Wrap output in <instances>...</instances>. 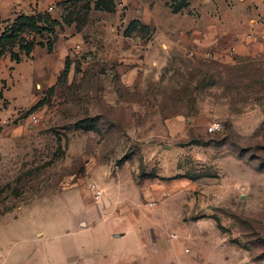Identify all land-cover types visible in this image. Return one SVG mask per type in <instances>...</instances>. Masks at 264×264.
Instances as JSON below:
<instances>
[{
  "label": "rangeland",
  "instance_id": "374dc122",
  "mask_svg": "<svg viewBox=\"0 0 264 264\" xmlns=\"http://www.w3.org/2000/svg\"><path fill=\"white\" fill-rule=\"evenodd\" d=\"M185 3L96 14L72 54L53 53L69 72L40 82L38 101L9 110L0 93V264H59L62 244L83 243L60 236L80 222L144 227L162 253L141 264H264V50L224 61L186 36L202 16L264 24V0ZM128 11L149 23L129 37Z\"/></svg>",
  "mask_w": 264,
  "mask_h": 264
},
{
  "label": "crops",
  "instance_id": "0c3cea01",
  "mask_svg": "<svg viewBox=\"0 0 264 264\" xmlns=\"http://www.w3.org/2000/svg\"><path fill=\"white\" fill-rule=\"evenodd\" d=\"M97 1L0 0V20H14L21 14L48 15L52 21L58 23L55 27L56 41L53 53L56 57H58V53L61 57H68L70 53L72 54L75 43L87 33L96 14L97 18H101L103 21L119 22L122 20V17H119V6L121 7L122 3L129 10L131 8L134 10L145 9L150 4H153L154 8L162 9L164 3V0H114L117 5L116 12L108 13L94 9ZM87 5L91 6V11L85 13ZM112 16L113 20L110 19ZM126 21H129V25L134 21L149 25L139 14L134 17L130 11L127 12ZM41 25L47 26V22L43 21ZM152 25L165 30L173 28L171 22L161 20L158 14L154 17ZM190 27V33L186 34L187 41L192 43V46L200 54H209L215 58L230 61L234 57L230 53L231 48H237L236 52L240 58H253L264 50V24H260L256 20L249 28L246 20L239 16L232 19L202 16L195 22H191ZM160 33L163 37L170 35L169 32L157 31V38L161 37H159ZM251 33L252 35H249ZM183 35L185 36V34ZM49 37L52 35L45 32L42 35L31 33L27 38L46 43ZM53 53L50 54L46 47L37 46L31 53L30 59L25 57L26 59L20 63L12 61L9 54L0 56V93L3 95L2 102L9 104V110H15L19 106L38 101L35 89L40 82H45L48 77L53 78L57 67L59 71H64V64L60 62L59 65L54 64ZM129 232L132 234V242L122 243V239L127 237ZM146 232L144 227L134 228L131 231L122 230V228L108 230L95 224L85 223L82 225L80 222L75 225L73 230L63 231L60 236L80 238L84 240L83 243L73 246H69L67 242L62 244L57 249V253L60 254L57 261L59 264H141L142 256L146 255L155 259L162 253L159 250L154 251L143 240ZM39 234L44 233L37 235ZM145 249L148 251L143 255ZM140 252L142 253L140 254Z\"/></svg>",
  "mask_w": 264,
  "mask_h": 264
},
{
  "label": "trees",
  "instance_id": "16d2710c",
  "mask_svg": "<svg viewBox=\"0 0 264 264\" xmlns=\"http://www.w3.org/2000/svg\"><path fill=\"white\" fill-rule=\"evenodd\" d=\"M116 3L114 0H98L95 3V10L105 11L108 13L116 12ZM172 9L174 13H180L182 10L189 8V4L185 3V0H173ZM91 11V6H85V13ZM47 22V26L41 25V23ZM69 21V20H68ZM69 23V22H68ZM58 25L55 21H52L48 15L45 16H28V15H18L14 20L1 21L0 20V56L9 54L12 61L20 63L23 57L30 58L31 53L37 47H46L48 52L51 54L54 51L55 45V27ZM140 26L141 29L147 28L138 21L132 22L128 29L125 31V35L129 37L131 31ZM49 33L52 37H49L46 43L42 41H37L36 39L29 40L27 37L31 33H37L42 35L43 33ZM43 37V36H42ZM18 48V51L17 49ZM69 72V59L66 60L65 70L61 77L66 76ZM43 102L40 101L36 106H34L29 113L38 108V106Z\"/></svg>",
  "mask_w": 264,
  "mask_h": 264
},
{
  "label": "built area",
  "instance_id": "2783aa9c",
  "mask_svg": "<svg viewBox=\"0 0 264 264\" xmlns=\"http://www.w3.org/2000/svg\"><path fill=\"white\" fill-rule=\"evenodd\" d=\"M32 121L35 123L37 122V118L35 116L32 117ZM222 130V126L219 123H215L212 126L209 127L208 131L210 133H217ZM89 191L92 194V197L96 203H100L101 200L104 198V192L101 189V187L96 183H90L88 186ZM174 238V236H173Z\"/></svg>",
  "mask_w": 264,
  "mask_h": 264
}]
</instances>
